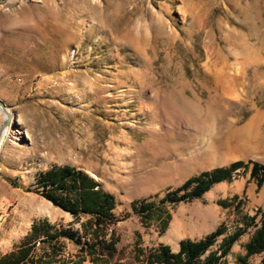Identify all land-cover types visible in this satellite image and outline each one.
I'll return each instance as SVG.
<instances>
[{
	"label": "rangeland",
	"instance_id": "rangeland-1",
	"mask_svg": "<svg viewBox=\"0 0 264 264\" xmlns=\"http://www.w3.org/2000/svg\"><path fill=\"white\" fill-rule=\"evenodd\" d=\"M0 102L11 112L0 140V251L35 220L81 232L87 216L53 204L37 182L66 163L114 195L119 250L108 264H142L138 246L220 224L228 233L264 209L251 163L171 200L206 169L264 163V0H0ZM4 117L0 107V126ZM246 237L216 264H240ZM62 242V257L78 256L77 242Z\"/></svg>",
	"mask_w": 264,
	"mask_h": 264
},
{
	"label": "trees",
	"instance_id": "trees-1",
	"mask_svg": "<svg viewBox=\"0 0 264 264\" xmlns=\"http://www.w3.org/2000/svg\"><path fill=\"white\" fill-rule=\"evenodd\" d=\"M250 163V175L261 185L264 181V163L252 159H236L188 177L176 190L193 184L191 190L173 195L171 200L200 196L213 183L230 179L235 169L248 167ZM37 182L41 186L40 192L53 204L70 212L77 219L82 215L87 216L81 221L82 230L80 232L72 227H58L47 219L35 220L18 243L9 251L0 253V264H82L87 258L92 264H108L109 259L119 250V238L115 235V229L110 227L118 219L113 210L114 195L104 190L87 172L67 163L52 166L40 173ZM220 203L225 206L229 204L226 199L220 200ZM144 208L147 209V205ZM258 212L264 213V209L258 208L255 214ZM255 214H244L242 223L228 233L220 224L199 239L181 238L177 251L171 250L166 243H160L147 251L138 246L135 249V261L142 264H216L241 234L250 231L249 239L243 243L244 252L237 256L238 262L264 264V216L256 221ZM251 226L254 229L250 230ZM219 234L224 235L218 247L209 250L203 257V253ZM64 237L79 244L77 257H62ZM253 253H259L260 259L250 262L248 256Z\"/></svg>",
	"mask_w": 264,
	"mask_h": 264
},
{
	"label": "crops",
	"instance_id": "crops-1",
	"mask_svg": "<svg viewBox=\"0 0 264 264\" xmlns=\"http://www.w3.org/2000/svg\"><path fill=\"white\" fill-rule=\"evenodd\" d=\"M244 233H247V237H246V239L244 240V242H246L248 239H249V237H250V231H246V232H244ZM224 234H222V236H223ZM242 235V234H241ZM202 236H200V237H196V238H192V237H189V238H191V239H199V238H201ZM240 237V236H239ZM181 239V238H180ZM180 239H178V240H176L173 244H171V243H168V242H165V241H159L158 243H156V245H154L153 247H155V246H157L158 244H160V243H166V244H168L170 247H171V250H173V251H177L178 249H179V246H180V244H179V241H180ZM237 240V239H236ZM235 240V241H236ZM234 241V242H235ZM234 242L232 243V245L234 244ZM243 242V243H244ZM231 245V246H232ZM230 246V247H231ZM12 248V247H11ZM11 248H9V249H7V250H3V251H0V253H4V252H6V251H9ZM212 248H209V249H207L206 251L208 252L209 250H211ZM216 249V248H215ZM86 260H88L91 264H92V262L87 258V259H85V260H83L82 261V264H84V262L86 261Z\"/></svg>",
	"mask_w": 264,
	"mask_h": 264
},
{
	"label": "water",
	"instance_id": "water-1",
	"mask_svg": "<svg viewBox=\"0 0 264 264\" xmlns=\"http://www.w3.org/2000/svg\"><path fill=\"white\" fill-rule=\"evenodd\" d=\"M0 107L1 109L4 111L5 113V117H4V120H3V123L2 125L0 126V134H1V131H2V127L4 124L8 123L10 117H11V112L10 110L7 108V106L3 103V102H0Z\"/></svg>",
	"mask_w": 264,
	"mask_h": 264
},
{
	"label": "bare ground",
	"instance_id": "bare-ground-1",
	"mask_svg": "<svg viewBox=\"0 0 264 264\" xmlns=\"http://www.w3.org/2000/svg\"><path fill=\"white\" fill-rule=\"evenodd\" d=\"M3 128H4V127H3ZM5 130H6V128H5ZM5 130L2 129L1 134H0V140H1V139L3 138V136H4V134H5L4 132H6Z\"/></svg>",
	"mask_w": 264,
	"mask_h": 264
}]
</instances>
